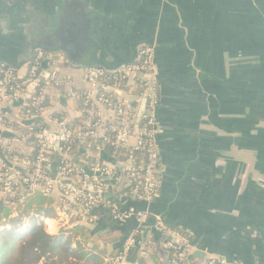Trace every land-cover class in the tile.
I'll return each instance as SVG.
<instances>
[{"label": "crops", "instance_id": "0c3cea01", "mask_svg": "<svg viewBox=\"0 0 264 264\" xmlns=\"http://www.w3.org/2000/svg\"><path fill=\"white\" fill-rule=\"evenodd\" d=\"M80 1L83 6L63 0H0V65L21 67L37 52L40 39L52 37L61 46L52 53L63 82L49 91L42 116L29 117L16 103L0 107V138L11 142L18 157L30 158L33 151L23 138L27 129L53 127L61 117L72 123L82 116L80 99L68 93L88 90L86 67L132 62L140 47L150 46L156 52L160 98V191L155 202L141 201L133 192L131 168L126 166L123 178L114 169L109 199L126 211L150 215L145 223L131 218L142 234L122 264L169 263L158 219L190 239V264H207L210 257L264 264V0ZM76 12L96 20L81 42L72 19ZM246 60L254 62L244 66ZM107 92L129 98L114 88ZM105 155L126 163L124 157ZM84 160V155L75 157L78 164ZM60 199L59 193L53 196L51 216L33 220L46 228L51 223L48 233H64L73 248L81 243L100 255L97 247L105 252L104 264H116L117 246L102 237L126 227L116 226L98 208L96 220L86 226L91 233L74 238L71 227L60 231ZM2 204L0 191V210ZM102 229L108 231L97 234ZM150 238L153 246L147 244Z\"/></svg>", "mask_w": 264, "mask_h": 264}, {"label": "built area", "instance_id": "2783aa9c", "mask_svg": "<svg viewBox=\"0 0 264 264\" xmlns=\"http://www.w3.org/2000/svg\"><path fill=\"white\" fill-rule=\"evenodd\" d=\"M49 58V54L38 50L26 63L24 78L13 66L2 65L0 107L24 99L23 113L29 117L44 115L49 91L58 90L63 85L55 62L39 80L42 64ZM156 72V52L151 47L140 48L135 62L113 71L102 66L88 68L84 75L89 86L83 101L86 119L81 129L74 127L66 118H56L53 127H30L23 135L34 154L30 158L15 155L11 142L0 138L3 149L0 152V189L3 198L23 201L26 192H40L50 197L59 193L60 230L93 224L96 220L93 211L98 208L107 211L120 225H126L131 218L139 223L147 222L149 213L134 209L126 211L119 202L108 198V186L102 175H109L114 180L116 174L114 167L103 157L107 154L105 147H109L114 156L119 154L117 156L132 163L130 177L134 194L146 203L155 202L160 191L161 171L156 119L160 98L155 83ZM30 88L28 97L24 98ZM108 88L122 91L129 98L120 99L108 93ZM68 96L73 100L81 98L74 89ZM143 100L146 104L141 111ZM0 123H4L3 117H0ZM77 154L84 155L85 159L79 164L75 162ZM140 158L142 164L138 165ZM46 225L51 232L53 225ZM156 227L166 239V249L170 253L168 264H190V239L159 219ZM141 234L140 227L133 229L115 260L116 264L123 263ZM147 244L153 246V240L150 238ZM207 264L242 263L210 257Z\"/></svg>", "mask_w": 264, "mask_h": 264}, {"label": "trees", "instance_id": "16d2710c", "mask_svg": "<svg viewBox=\"0 0 264 264\" xmlns=\"http://www.w3.org/2000/svg\"><path fill=\"white\" fill-rule=\"evenodd\" d=\"M84 95V93L80 94L82 116L79 120L72 122V125L79 129L83 127L86 119V115L83 113ZM104 150L106 153L114 155L111 148L105 147ZM141 164L142 160L140 158L138 165ZM23 197V201H20L18 198L5 199L2 196L4 203L0 210L2 219L10 220V222L15 220L20 227L16 235L6 232L9 236L8 239L5 237L6 234L0 231V264H104L103 254L96 255L82 247L81 243H78L76 248H73L71 239H66L64 233L52 236L47 232L43 223H39L36 220H33V223L31 221L28 224L25 223L26 219H34L35 215L42 217L51 216L50 208L54 204L53 197L46 196L40 192H26ZM13 214H19V216L12 219ZM113 222L116 226H124L126 228L122 231L123 233L117 231L112 235L103 236L102 240L115 244L117 246L115 255H119L125 240L135 228V224L131 220L126 225ZM24 225L27 226L24 228ZM107 231V229L98 230L97 234L102 235V233ZM70 233L74 238H78L89 235L91 231L86 226L77 225L71 228Z\"/></svg>", "mask_w": 264, "mask_h": 264}, {"label": "water", "instance_id": "95a60500", "mask_svg": "<svg viewBox=\"0 0 264 264\" xmlns=\"http://www.w3.org/2000/svg\"><path fill=\"white\" fill-rule=\"evenodd\" d=\"M63 2H65V3L77 2V4L80 5V6L84 5L80 0H63ZM72 19H73V24L76 21V24L74 25V27L76 28L75 30H78V34L76 36V40L78 42H81V40L84 39V37H85V33H87L89 31V28H91V25L96 23V20L91 19L89 17V15L87 13H85V12H76V14L73 15ZM69 22H70V20L68 21V25H69ZM57 46H59V45L57 44L56 39H52V37H47V36L45 38H43V39H40L38 41L37 45L35 46V48H34L35 51L36 50L37 51L38 50H42V51H44V52H46L47 54L50 55V58L45 60L43 62V64H42V73H41V76H40L39 80H41L42 77L44 75H46L47 72L52 68V62L57 63V65H58V63H60L59 60H56L55 57H54L53 53H55V52L52 53V51L60 50L61 46H59V47H57ZM142 47H150V46H142ZM142 47H140V48H142ZM62 50L65 51L64 49H62ZM64 53H66V52H64ZM138 55H139V51H138V54H137L135 60H133L132 62L125 63V64H130V63L135 62L137 60V58H138ZM31 59H29L27 61H24V63L21 65V67H15L18 70L19 76L21 78H24L26 76V73H27L26 63L28 61H30ZM125 64H121V65H117V66L102 65V67H104L105 69H107L109 71H113V70H115V69H117V68H119V67H121L122 65H125ZM95 66L96 65H91V66L86 67V69L90 68V67H95ZM0 67H1V65H0ZM30 90H31V88L27 90V93L24 95V98L28 97V94H29ZM23 103H24V99H21L16 104H18L19 106H23ZM11 104H12V102H11ZM145 104H146V100H143L142 106H141V111L144 110ZM139 117H141V115ZM103 159L107 163H109L110 165H112L114 167V169L117 171V173L119 174V176L121 178L124 177L126 166L130 167V168L132 167V163H130V162H126V163L125 162L124 163L123 162H119L117 160V158L109 157L108 155H104ZM102 177L105 179V181H106V183L108 185H110V186L114 185V181L111 179V177L109 175H102ZM94 250L96 252H98L99 254H103L104 255V253H105L104 251L99 250L97 247H95Z\"/></svg>", "mask_w": 264, "mask_h": 264}, {"label": "rangeland", "instance_id": "374dc122", "mask_svg": "<svg viewBox=\"0 0 264 264\" xmlns=\"http://www.w3.org/2000/svg\"><path fill=\"white\" fill-rule=\"evenodd\" d=\"M4 204V203H3ZM2 213V212H0ZM19 216V214H13L12 215V219H15ZM19 219V218H18ZM35 219V218H34ZM17 220V219H16ZM31 222L33 221V219L30 220ZM26 223V222H25ZM33 223V222H32ZM0 231L2 233H5L6 234V238L8 239L9 236L7 235V233L9 232L11 235H16L18 233V230H19V227L18 224L15 222V220L11 221L10 220H4L2 219V215H0ZM25 226L27 225H24L23 227L25 228ZM3 228V229H2ZM47 232H48V229L46 228ZM63 230L65 231V228L64 229H61L60 231L63 232ZM7 232V233H6ZM50 234V233H49Z\"/></svg>", "mask_w": 264, "mask_h": 264}, {"label": "flooded vegetation", "instance_id": "af4514ba", "mask_svg": "<svg viewBox=\"0 0 264 264\" xmlns=\"http://www.w3.org/2000/svg\"><path fill=\"white\" fill-rule=\"evenodd\" d=\"M252 62H254V60L253 61H251V60H246V61H244V66H249Z\"/></svg>", "mask_w": 264, "mask_h": 264}]
</instances>
